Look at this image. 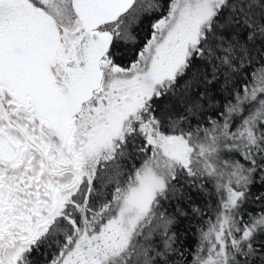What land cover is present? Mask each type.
Segmentation results:
<instances>
[{"label": "snow or ice", "instance_id": "1", "mask_svg": "<svg viewBox=\"0 0 264 264\" xmlns=\"http://www.w3.org/2000/svg\"><path fill=\"white\" fill-rule=\"evenodd\" d=\"M0 264H264V0H0Z\"/></svg>", "mask_w": 264, "mask_h": 264}, {"label": "trees", "instance_id": "2", "mask_svg": "<svg viewBox=\"0 0 264 264\" xmlns=\"http://www.w3.org/2000/svg\"><path fill=\"white\" fill-rule=\"evenodd\" d=\"M147 31V27L145 26L144 30L141 32V35H144ZM121 56L123 58V61L125 63L128 62L129 59H131L132 57V53L129 52V50L127 48H122L121 50ZM260 186L257 185L255 187H253L252 189V192L255 194L257 193L258 191H260ZM194 199L196 201V203L200 206V207H204L205 206V198L203 196H195L194 195ZM211 203V202H209ZM261 207V205L259 203H253V202H249L248 205H247V209L248 211H252L253 209H256V210H259ZM192 230L188 233L187 235V238L185 239V244L188 246V249L191 250L192 248L195 247L196 245V241H197V237H196V234H195V227L197 226L196 225V222L195 221H192ZM189 224V221L185 220L183 221L180 225H179V228L181 229V232H183V229L185 227H187Z\"/></svg>", "mask_w": 264, "mask_h": 264}]
</instances>
